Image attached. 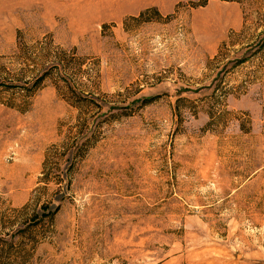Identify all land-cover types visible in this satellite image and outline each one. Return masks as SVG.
<instances>
[{"label":"rangeland","instance_id":"374dc122","mask_svg":"<svg viewBox=\"0 0 264 264\" xmlns=\"http://www.w3.org/2000/svg\"><path fill=\"white\" fill-rule=\"evenodd\" d=\"M0 264H264V0H0Z\"/></svg>","mask_w":264,"mask_h":264}]
</instances>
